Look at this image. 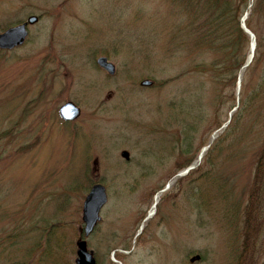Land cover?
<instances>
[{
	"label": "rangeland",
	"instance_id": "obj_1",
	"mask_svg": "<svg viewBox=\"0 0 264 264\" xmlns=\"http://www.w3.org/2000/svg\"><path fill=\"white\" fill-rule=\"evenodd\" d=\"M166 5V0H0V32L38 16L21 45L0 50V264H50L41 248L27 253L51 222L64 234V258L74 261L90 181H99L106 192L100 220L85 238L96 264H264L263 235L261 243L249 236L246 250L237 255L234 248L231 254L230 244L238 242H229L217 215L205 213L196 221L181 197L184 184L177 179L185 167L175 170L178 159L169 143L178 146L185 130L164 122L167 89L153 87L146 74L162 75L143 56L146 20L162 18ZM100 55L112 62L113 74L95 65ZM182 62L172 58L169 74ZM143 79L151 84L140 85ZM67 100L79 114L63 122L57 108ZM226 122L212 132L206 122L189 130L192 149L210 144ZM234 179L238 190L244 175ZM191 248L204 252L203 259H184ZM67 249H74L71 257Z\"/></svg>",
	"mask_w": 264,
	"mask_h": 264
},
{
	"label": "trees",
	"instance_id": "obj_2",
	"mask_svg": "<svg viewBox=\"0 0 264 264\" xmlns=\"http://www.w3.org/2000/svg\"><path fill=\"white\" fill-rule=\"evenodd\" d=\"M166 2L162 18H147L143 37V56L162 77L155 78L152 71L146 76L153 87L167 89L165 106L169 112L164 122L175 123L174 130H185L178 146L174 141L169 143V153L178 159L173 166L176 171L195 161L199 152L198 148L192 149L187 132L198 130L202 122L212 132L227 120L201 155L200 163L177 182L184 184L181 197L196 221H203L205 213L217 215L229 233V242H238L236 246L230 244L231 254L237 248L239 255L246 250L249 236L260 243L264 237V0ZM244 12L247 16L243 22L254 36V49L237 89L250 43L240 27ZM99 53L110 54L106 49ZM174 57L183 60L182 66L169 74ZM220 115L223 117L219 120ZM231 162L234 169L226 171L225 165ZM241 174L244 182L237 190L234 177ZM72 185L78 187L76 183ZM85 188L86 185L82 191ZM58 227V222L44 224L41 240L35 241L27 255L41 248V255L50 264H76L64 258L66 242L64 234L56 232ZM75 236L82 237L80 223ZM262 243L260 252L264 255V239ZM73 253L74 249H67L68 256ZM194 256L203 259L205 254L194 248L183 252L188 262Z\"/></svg>",
	"mask_w": 264,
	"mask_h": 264
},
{
	"label": "water",
	"instance_id": "obj_3",
	"mask_svg": "<svg viewBox=\"0 0 264 264\" xmlns=\"http://www.w3.org/2000/svg\"><path fill=\"white\" fill-rule=\"evenodd\" d=\"M245 14L241 18L244 19ZM37 20V17L35 15H30L26 18L25 21L16 24L14 26L7 27L2 32H0V49H11L15 46L20 45L26 34L27 30L25 28V25L32 24ZM241 28L244 32L248 33L251 42H250V49H249V55L247 57L245 65L250 61V58L252 56V50L254 48V41L252 34L245 28L243 22L241 23ZM95 65L101 69H103L106 74L111 75L114 72V65L112 62L108 61L107 58L103 55L97 56L94 60ZM140 85L148 86L151 84V81L148 79H143L140 82ZM58 115L62 120H71L75 118L79 114V108L70 100H67L60 104L57 109ZM205 147H202L200 150L203 151ZM122 156L126 155V152L123 151L121 153ZM200 156V154H199ZM198 156V157H199ZM187 167L183 171L180 172V174H183L186 170H188ZM106 202V192L104 186L100 182H94L92 183L86 193L84 194L81 202V208H80V221H81V234L82 238L76 241V250H75V262L77 264H95L94 257L92 256V253L87 250L86 244H85V238L90 235V233L93 231L94 227L100 220V209Z\"/></svg>",
	"mask_w": 264,
	"mask_h": 264
},
{
	"label": "flooded vegetation",
	"instance_id": "obj_4",
	"mask_svg": "<svg viewBox=\"0 0 264 264\" xmlns=\"http://www.w3.org/2000/svg\"><path fill=\"white\" fill-rule=\"evenodd\" d=\"M21 22V21H20ZM19 23V22H18Z\"/></svg>",
	"mask_w": 264,
	"mask_h": 264
}]
</instances>
